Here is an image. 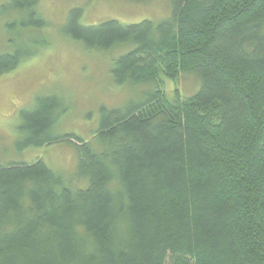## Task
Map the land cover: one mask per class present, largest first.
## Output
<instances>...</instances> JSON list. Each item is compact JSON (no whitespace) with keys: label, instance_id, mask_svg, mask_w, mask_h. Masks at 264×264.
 Returning a JSON list of instances; mask_svg holds the SVG:
<instances>
[{"label":"trees","instance_id":"1","mask_svg":"<svg viewBox=\"0 0 264 264\" xmlns=\"http://www.w3.org/2000/svg\"><path fill=\"white\" fill-rule=\"evenodd\" d=\"M42 0H11L2 17L19 38L43 31ZM168 20L81 25L90 52L128 51L116 85L153 83L122 108H100L95 143L58 134L68 112L40 96L19 115L22 153L69 143L78 182L37 160L0 165V264H264V0H171ZM0 55V75L42 47ZM195 77L169 100L159 77Z\"/></svg>","mask_w":264,"mask_h":264},{"label":"rangeland","instance_id":"2","mask_svg":"<svg viewBox=\"0 0 264 264\" xmlns=\"http://www.w3.org/2000/svg\"><path fill=\"white\" fill-rule=\"evenodd\" d=\"M11 0H0V9ZM171 0H42L39 12L47 23L43 31L19 38L15 31H6L12 16L0 14V55L14 52L23 41L26 48L34 40L42 47L31 46L35 55L16 69L0 75V165L34 163L41 160L71 183L73 189H83L88 183L76 180L77 153L69 143L19 153L14 145L16 127L22 110L30 109L37 97L57 96L68 108L57 127L58 134H74L95 143L100 123V108H122L138 100L143 92L155 87L148 83L140 87L118 86L112 70L114 62L128 48L108 53L88 51L67 32L72 12L81 11L80 23L85 27L99 26L107 21L124 25L145 20L161 22L172 14ZM169 100L179 95L183 100L195 95L199 81L182 75L177 81L159 77Z\"/></svg>","mask_w":264,"mask_h":264}]
</instances>
